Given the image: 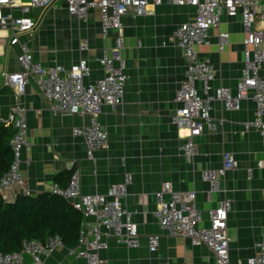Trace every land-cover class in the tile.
<instances>
[{
	"label": "crops",
	"instance_id": "1",
	"mask_svg": "<svg viewBox=\"0 0 264 264\" xmlns=\"http://www.w3.org/2000/svg\"><path fill=\"white\" fill-rule=\"evenodd\" d=\"M24 2L19 3L14 13L37 21L35 35L21 37V41L29 43L35 61L45 67H69L86 59L90 75L85 82L104 77L99 59L103 50L113 55L117 32L113 29L103 32L99 8L91 9L86 19H78L68 13L65 0H54L44 9L30 7L27 12L21 9ZM195 12L193 6L163 0L160 5H150L145 15L128 13L122 18L124 46L120 54L127 63L125 93L116 107H103L100 121L107 132V146L95 150L92 156L87 153L84 138L74 134L76 127L88 124L87 116L53 114L33 79L19 97L26 109L27 136L32 143L23 157L30 158V163L22 165V187L0 189L6 200L13 201L19 193L53 192L55 184L65 188L74 166L80 169L81 192L85 194H108L110 186L121 182L126 173L133 176L124 205L138 225L140 245L127 247L107 235L103 228L109 245L101 252L104 264H152L158 259L216 264L214 253L206 245H193L188 238L170 236L160 227L155 215L156 192L167 181L176 190L196 193V204L204 213L205 225H208L207 209L224 197L232 199L228 214L232 264L243 263L255 254L264 234V169L258 165L263 146L258 131L243 127L244 122L254 119L253 99H243L236 111H228L220 102H214L211 116L218 123L217 130L205 129L194 137L193 158H185L179 149L188 140L189 130L173 124L171 114L178 106L175 94L184 79L186 61L173 34ZM220 30L229 32V43L223 51L218 47L219 29H211L208 44L195 48L216 70L212 84L235 91L244 69L245 32L240 17L224 15ZM8 35V31L0 29V139L9 142L14 129L6 120L17 97L15 89L4 82L3 73L20 71L22 66L17 58L20 48L9 44ZM83 41L88 42L86 50L81 49ZM225 153H232L239 165L222 176L220 191L214 193L210 202L206 195L208 183L202 180L201 171L221 166ZM94 220L82 214L81 228ZM151 234L160 235V245L154 253L147 246V236ZM70 248L73 247H59L39 263L25 255L23 264H87L84 258L70 254Z\"/></svg>",
	"mask_w": 264,
	"mask_h": 264
},
{
	"label": "built area",
	"instance_id": "2",
	"mask_svg": "<svg viewBox=\"0 0 264 264\" xmlns=\"http://www.w3.org/2000/svg\"><path fill=\"white\" fill-rule=\"evenodd\" d=\"M27 12L30 7L47 8L54 0H0V29L8 31L9 44L19 46L18 61L22 70L4 72V82L11 85L16 92V101L6 120L14 129L10 146L13 160L9 169L0 177V189L24 185L22 165L29 164L30 158L24 159L23 152L30 150L32 143L27 136V115L19 97L24 93L26 85L33 79L40 93L48 102L53 114H69L87 116L88 124L76 127L74 134L82 136L87 145V153L92 156L99 148L107 146V132L100 115L104 106L114 108L121 103L125 93L127 80V63L120 51L124 46L122 18L131 13L142 16L148 12L150 5H160L163 0H65L68 13L78 19H86L89 11L99 8L102 30H115L113 55L103 50L99 63L104 69V77L86 83L90 75L89 63L86 59L71 64L45 67L34 60L27 41H21L23 35L32 38L37 30V21L29 16L15 15L14 9L19 6ZM179 5H190L196 10L194 17L181 24L173 34V38L182 48L186 61L184 79L176 94V110L171 114V122L178 127L189 130V138L180 145V151L187 159L196 154L194 137L201 135L205 129L216 131L218 123L213 120L211 111L213 103L220 102L228 111H236L241 102L251 97L255 103L254 119L243 123L245 130L258 131L263 146V157L259 167L264 169V0H175ZM224 15L239 16L245 32L244 69L237 81L234 91L228 86H215L216 70L203 59L196 45L208 44L211 29H219L218 47L223 51L229 43V32L220 30ZM88 42L83 41L81 49L86 50ZM238 160L232 153L223 155V162L217 168H205L201 178L208 183L206 192L208 201H213L214 193L220 191L221 178L228 170L237 168ZM249 177L252 168L248 169ZM133 180L129 173L121 182L113 183L108 194H85L81 192L80 169L73 167L67 187L57 184L53 192L68 199L73 207L80 211L84 218H94V223L83 224L76 247L70 248V254L84 258L87 264H104L101 252L108 248L102 229L107 235L114 237L127 247L140 245L138 225L124 205L128 186ZM157 209L155 215L160 227L170 236L181 235L188 238L193 245H206L214 253L216 264H232L230 259V236L228 230V214L232 207V199L224 197L215 206L207 209L208 225L204 222V213L197 207L194 191L176 190L169 181L163 182L156 192ZM160 235L147 236L150 252L157 251ZM64 246L60 235H53L46 241L38 239L25 240L20 250L13 252L0 251V264H23L24 256H31L36 263L42 257L51 255L57 248ZM257 251L245 262L238 264H264V234L256 245ZM152 264H185L172 262L170 259H158Z\"/></svg>",
	"mask_w": 264,
	"mask_h": 264
},
{
	"label": "trees",
	"instance_id": "3",
	"mask_svg": "<svg viewBox=\"0 0 264 264\" xmlns=\"http://www.w3.org/2000/svg\"><path fill=\"white\" fill-rule=\"evenodd\" d=\"M12 160L10 141L0 139V177ZM81 222L82 214L64 196L52 191L36 195L19 193L13 201L6 200L0 193L2 252L20 250L25 240L46 241L53 235H60L64 245L74 247L79 241Z\"/></svg>",
	"mask_w": 264,
	"mask_h": 264
}]
</instances>
